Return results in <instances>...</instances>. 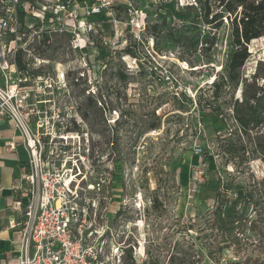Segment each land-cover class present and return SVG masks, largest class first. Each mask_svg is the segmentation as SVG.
<instances>
[{
	"label": "rangeland",
	"instance_id": "1",
	"mask_svg": "<svg viewBox=\"0 0 264 264\" xmlns=\"http://www.w3.org/2000/svg\"><path fill=\"white\" fill-rule=\"evenodd\" d=\"M129 2L112 18H96L82 55L51 51L47 65L54 80L71 72L69 95L54 99L89 141L91 180H104L102 193L86 197L97 198L123 264H264V159L253 144L248 161L223 155L245 143L232 110L260 63L264 79V37L249 42L235 89L222 88L212 102L229 19L213 30L183 0ZM137 19L144 30L134 27ZM259 85L264 96V81ZM255 135L264 136V123Z\"/></svg>",
	"mask_w": 264,
	"mask_h": 264
},
{
	"label": "built area",
	"instance_id": "2",
	"mask_svg": "<svg viewBox=\"0 0 264 264\" xmlns=\"http://www.w3.org/2000/svg\"><path fill=\"white\" fill-rule=\"evenodd\" d=\"M183 2L198 10L196 0ZM114 8L112 0H0V119L15 134L5 151H15L18 139L27 155L14 176L19 240L12 264H123L97 198L86 197L104 186L91 180L89 141L54 99L69 95V72L54 80L47 68L55 39L82 55L96 18H112ZM131 22L144 30L139 19Z\"/></svg>",
	"mask_w": 264,
	"mask_h": 264
},
{
	"label": "trees",
	"instance_id": "3",
	"mask_svg": "<svg viewBox=\"0 0 264 264\" xmlns=\"http://www.w3.org/2000/svg\"><path fill=\"white\" fill-rule=\"evenodd\" d=\"M198 5V15L203 18V26L216 29L217 24L223 22V18L229 19L232 33L228 41V49L225 58V64L223 72L212 83L211 99L212 102L219 100V94L222 88L228 86L232 89L238 85L240 80L239 69L243 68L245 62L249 58L250 53L247 51L249 42L264 37V0H196ZM190 7V6H186ZM241 9L238 12V9ZM195 9V8H194ZM58 39L53 41L51 45V51L53 53L63 49L66 53L68 42L66 39H59L61 42L58 45ZM208 45V49L212 46V41L205 42ZM131 54V51L127 49L125 51ZM263 64H258L254 70V73L250 79V85L246 86L243 91V99L238 104L235 102L233 106V121L235 122L237 129L241 133V137L245 138V143H239V147L227 149L223 151V155L228 157L229 160L248 161L249 156H245L248 153L247 147L253 144L254 151L264 159V136L255 135L254 138H250L249 133L259 128L264 123V96L262 94V85H259V81H264L263 78H259L257 71ZM71 74L68 73L67 77ZM141 74V73H140ZM122 80H126V75L121 76ZM242 82H248V79H241ZM78 82V80H76ZM200 97L198 101L200 102ZM204 105L210 107L211 103L204 101ZM180 112L184 111V107L179 108ZM221 115V113H220ZM150 130L159 129V123H155L150 126ZM240 142V140H239ZM155 201L153 200V205ZM226 209L236 215L235 211H230V207ZM230 218V217H229ZM233 219V220H232ZM231 220L235 223L237 218Z\"/></svg>",
	"mask_w": 264,
	"mask_h": 264
},
{
	"label": "crops",
	"instance_id": "4",
	"mask_svg": "<svg viewBox=\"0 0 264 264\" xmlns=\"http://www.w3.org/2000/svg\"><path fill=\"white\" fill-rule=\"evenodd\" d=\"M93 0H79V2ZM116 8H125L126 0H112ZM15 137L7 122L0 119V264H12L18 255L19 229L13 227L19 221L13 189L15 172L27 155L18 139L15 151H5V145Z\"/></svg>",
	"mask_w": 264,
	"mask_h": 264
},
{
	"label": "bare ground",
	"instance_id": "5",
	"mask_svg": "<svg viewBox=\"0 0 264 264\" xmlns=\"http://www.w3.org/2000/svg\"><path fill=\"white\" fill-rule=\"evenodd\" d=\"M154 132H155V131H154ZM154 132H153V133H154ZM138 201H140V200H138Z\"/></svg>",
	"mask_w": 264,
	"mask_h": 264
}]
</instances>
